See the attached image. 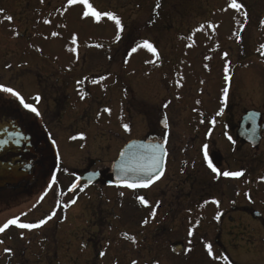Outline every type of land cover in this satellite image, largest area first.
Masks as SVG:
<instances>
[{
    "label": "rangeland",
    "instance_id": "374dc122",
    "mask_svg": "<svg viewBox=\"0 0 264 264\" xmlns=\"http://www.w3.org/2000/svg\"><path fill=\"white\" fill-rule=\"evenodd\" d=\"M31 1L36 3L35 0ZM91 1L94 7L89 0L88 4L101 14L98 19L80 0L72 4L69 0H59L50 9L30 6L33 9V24L22 21L0 23V86L12 88L23 99L30 96L27 102L37 108L40 103L36 99L40 97L39 87L47 89L52 84L53 89L44 96L51 105L59 103L58 110L63 111L64 120L71 115L77 117L73 114L75 109L86 108L89 110L86 118L89 120L93 115L91 124L94 130L106 134L105 137L112 142L119 140L121 143L139 139L143 135V127L139 125L135 111L142 109L148 113L150 105L162 98H169L170 105H174L178 111L174 115L178 116L174 118L175 123L185 114L183 120L186 124L194 122L201 126L203 119L210 123L212 117L219 113L225 127L232 118L236 119L248 109L264 115V23H261L264 21V0H236L241 5L239 9L231 6L233 0H160L159 16L155 20L151 15L152 0ZM167 3H170L169 9L165 8ZM176 3L184 18L181 14L180 19L177 18L173 10ZM9 11L5 9L0 17ZM85 11L90 14L84 16ZM106 13H113L120 20L122 30L117 28L115 20L108 19ZM170 21L177 29L172 30ZM145 41L152 45L155 54L141 46ZM7 68L14 72L19 68L21 84L24 85L25 81L28 85L24 94L12 78L10 83L16 86L10 85L7 80L10 76L4 78V75L10 74L6 72ZM63 83L69 87L70 96L66 93L68 100L61 99L56 91ZM225 88L228 89L227 96L224 94ZM0 96L6 98L12 95L0 92ZM124 104L127 113L123 112ZM77 118L82 119L81 114ZM66 125V121L58 123L55 136L59 139L60 157L68 175L75 168L83 170L90 158H104L101 153L97 156L96 150L88 148L92 127L82 133ZM124 125L128 126V130ZM153 126L151 122L150 128ZM203 132L199 134L197 142L203 141ZM225 134V130L219 126L210 130V138L217 140L212 146L224 147ZM176 135L174 139L177 141ZM72 155L78 156L72 158ZM254 158L258 169L254 176V208L264 209V137L254 150ZM62 179L64 187L71 176H63ZM113 191V187H106V193ZM43 193L35 190L33 194L36 197L29 198L30 204H38V198ZM58 194L51 190L43 195L39 210H44V213L39 217L36 212L34 217L24 214L18 220L19 223L35 224L55 213L52 219L39 228L21 229L16 226L19 231L10 229L0 233V242L18 236L24 243L26 257H29L25 264L37 263L32 254L34 251L37 253L39 247L47 249L53 245L59 248V260L63 264H82L78 255H74L83 252L84 242L94 252L92 264L139 263L136 251L140 245H95V242H104L101 236L94 234L97 230H92L93 224L100 225L101 214L94 213L92 217H87L81 213L82 206L81 211L77 210L78 215L73 223L71 218L76 209L69 206L64 211V203H61L62 206L58 202L53 205ZM126 194L129 201L135 192ZM66 203L69 204V200ZM211 204L210 201L206 202L205 208L215 211V206L211 207ZM117 208L129 213L135 210L127 203L125 207ZM7 217L8 213H5L0 218V225ZM12 217L18 216L13 214ZM115 222L105 219L102 232L106 242L110 241L106 239L111 238V227L119 226ZM126 232L123 231L121 235ZM4 246L21 249L19 245H0V263H4L8 256L2 250ZM227 247L234 259L242 260L240 264H243V260L253 259L252 245L247 246V255L241 245ZM64 250L68 261L64 258ZM208 257V254L203 255V264H213ZM179 260L170 256L166 264H175Z\"/></svg>",
    "mask_w": 264,
    "mask_h": 264
},
{
    "label": "flooded vegetation",
    "instance_id": "af4514ba",
    "mask_svg": "<svg viewBox=\"0 0 264 264\" xmlns=\"http://www.w3.org/2000/svg\"><path fill=\"white\" fill-rule=\"evenodd\" d=\"M35 1L36 3L31 0H0V14L5 9L10 10L4 17H0V23L22 21L33 24L34 20L31 22L32 18L34 19L32 6L50 9L59 0ZM157 2L161 6L160 0L151 2L153 20L157 15L159 16L160 7H156ZM89 3L94 7L91 0ZM171 4L174 5L173 2ZM168 5L170 3L166 4V9L170 8ZM178 5L176 3L173 8L178 15L177 18L181 14L178 10L181 8H177ZM170 25L174 26V23L170 21ZM174 29L177 28L173 27L172 30ZM7 42H9L8 38ZM6 72L11 75L6 74L4 78L10 76L7 78L9 83L12 78L16 81L15 84L22 88L24 94V89L26 92L28 85L25 81L24 85L21 84L18 76L21 74L19 68L17 72L7 68ZM10 85L13 84L10 83ZM68 88L63 83L62 87L56 90L61 99L68 100L66 94ZM52 89V84L47 89L39 87L40 103L36 108L39 115L25 109L13 96L0 98V170H5L11 175L8 179L0 180V218L4 217L5 213L9 216L6 219L3 218L0 226L16 218L12 217L13 214H16L19 219L24 214L34 217L33 214L38 212L39 217L44 213V210H39L43 195L53 190L59 193L55 196L53 205L57 202L58 205L64 203L63 205L66 206L64 211L69 206L76 209L75 215L71 218L73 223L78 211L82 208L81 213L87 217H92L94 213L102 215V217L99 216L100 225L93 224L92 230H97L94 234L101 236L104 242H95V245H140L139 249L136 246L138 264H160L164 261L166 264L170 261V256L180 259L175 264H203V255L206 256V254L209 255L208 260L213 264H240L242 260L239 262L231 256L228 245H241L246 255L248 254L247 246L252 245L253 259L243 260V264H264V209L254 208V176L258 169L254 161L255 149L243 142L242 135L241 137L237 134L242 114L236 119L232 118L225 127L221 115L213 116L210 123L203 119L201 126H198L194 122L186 124L183 120L185 114H182V118L175 123L174 118L178 116L174 115L178 114V111L175 110L174 105H170L169 98L156 100L150 105L148 113H146L147 110L142 111V109L135 111L139 125L143 127V135L139 139L163 144L166 159L160 179L147 188L129 190L111 181V168L123 143L119 140L112 142L110 138L105 137L106 134L95 131L91 124L93 115L88 120L86 117L89 110L87 111L86 108L75 109L73 112L77 117L81 114L82 119L75 117L77 118L75 120L71 115L64 120L63 111L58 110L59 103L51 105L49 99H45V93ZM68 94L70 96V93ZM29 98L30 96H25L23 99L25 103H28ZM123 107V112L127 113V106L124 104ZM64 121L69 129L72 128L77 132L85 133L92 127L93 133L88 148L96 150L97 156L101 153V157L104 158L102 160L90 158V162L83 170L75 168L68 175L64 161L60 157L59 139L55 136L56 125ZM151 122L154 125L152 129ZM217 126L226 132L224 147L212 146L217 140L210 138L209 132ZM245 128L251 132L252 124L247 123ZM201 132H203L201 135L203 141L197 142ZM174 134H177V141L174 139ZM261 141L263 142V138ZM233 143V146H229ZM205 151L208 154L207 160ZM241 153L242 156H240ZM74 156L78 155H72V158ZM209 162L217 169V172L212 171V168L208 166ZM237 171L242 172L243 175L225 177L222 174ZM88 173H95L96 179L82 178L70 192V185ZM63 176H71L64 187H62ZM106 187H113L114 191L106 193ZM35 190L44 193L38 198L40 202L33 205L30 204L29 198L36 197L33 194ZM126 192L129 195L135 192L133 199L127 201ZM139 197H143L145 203H141ZM68 200L69 204L66 203ZM208 201L212 202L211 207L215 206V211L213 208L211 210L205 208L204 204ZM126 203L127 206L135 207L133 213L116 209V206L125 207ZM105 219H113L119 225L111 227V238L106 239L110 240L108 242L105 241L104 232H102ZM10 229L20 230L15 225H10L5 231ZM123 231H129V233L121 235ZM190 232L191 235H189ZM0 245L21 247L15 250L13 246L2 247L4 252H6L5 249L10 251L7 252L5 262L0 264H25L29 261L24 243L18 236L9 237L6 242H0ZM83 245H85L83 252L75 254L74 257L78 255L82 264H92L94 252L89 244L84 242ZM206 245L211 246V255ZM176 247L180 248L178 252L175 250ZM64 252L66 254L65 250ZM34 253L35 251L32 256L34 255L35 260L37 259L36 264L64 263L59 260L60 253L57 245L47 249L39 247L38 252ZM105 253L107 254L108 251ZM64 258L68 261L67 254Z\"/></svg>",
    "mask_w": 264,
    "mask_h": 264
},
{
    "label": "water",
    "instance_id": "95a60500",
    "mask_svg": "<svg viewBox=\"0 0 264 264\" xmlns=\"http://www.w3.org/2000/svg\"><path fill=\"white\" fill-rule=\"evenodd\" d=\"M247 123L252 124L251 132L245 128ZM264 130V121L260 112L255 110L246 111L239 123L237 134L243 136V142L250 144L253 148L258 147L262 132ZM241 136V137H242ZM154 157H160L159 164L155 166L154 171H148L153 167ZM166 158V151L163 144L147 142L143 140H130L125 143L118 153L116 160L113 163L111 171V181L116 185L126 187L127 183H139L140 181L149 179L157 172L164 170V163ZM11 176L9 172L0 170V180L8 179ZM82 178H89L90 180L96 179L95 173L85 174L83 177L78 178L69 188L72 192ZM156 180H154L155 182ZM153 182V183H154ZM152 184V183H151ZM150 184V185H151ZM142 188V187H136ZM129 188V189H136ZM176 252L180 248L176 247Z\"/></svg>",
    "mask_w": 264,
    "mask_h": 264
},
{
    "label": "snow or ice",
    "instance_id": "6c2138e0",
    "mask_svg": "<svg viewBox=\"0 0 264 264\" xmlns=\"http://www.w3.org/2000/svg\"><path fill=\"white\" fill-rule=\"evenodd\" d=\"M41 2H43V0H41ZM75 2H76V0H69L70 4L75 3ZM80 2L83 3L86 8L91 10V15L95 16L97 19L99 18V16L101 14L99 12H96L94 9H92V6L90 4H88V0H80ZM231 6L233 8H236V9H239L241 7V5L239 3H236V0H233V3H232ZM156 7L157 8L160 7L159 2H157ZM89 14H90L89 11H85L84 12V16H88ZM106 15H107L109 20H115L117 28L122 30L120 20L117 17H115L113 13H106ZM9 19H11V18L9 17ZM45 23H48V21H45ZM261 23H264V21H262ZM141 46L147 47L150 51L153 52V54H155V49L152 48V45L149 44L147 41H145L143 43V45H141ZM132 51L135 52L136 49L133 48ZM225 71L227 72V67H226ZM225 79L226 80L228 79L227 75L225 76ZM0 92H5V93L11 94L13 97H15L16 99H18L20 101V103L23 105V107L25 109H27V110H29L31 112L37 113V115H39V113L37 112V109L35 107H33L31 104L25 103V101L23 100V98H21L19 93L14 91L12 88L5 87V86H0ZM227 92H228V89L225 88L224 89L225 96H227ZM36 99L39 100V97H37ZM106 111H107V109H106ZM217 115H219V113H217ZM124 127H125V130H128V126L127 125H124ZM205 148H207V146H205ZM207 158H208V154H207V151H205V159L207 160ZM153 159H154L153 167L150 168L148 171H154L155 170V166L159 164L160 157H154ZM208 166L210 168H212L213 172H217V169L212 167L211 162H209ZM162 174L163 173H162V170H161L160 172H157L154 176H150L149 179L140 181L138 184L137 183H127L126 187H128V188H136V187L146 188L151 183H153L154 180L160 179V176ZM222 174L225 177H240L241 175H243V173L239 172V171H237V172H223ZM218 175H219V173H218ZM139 199H140L141 203H145V200H144L143 197H139ZM52 215H55V213H52ZM52 215H49L46 219L40 220L39 223H35V224L19 223L18 222V218L10 219L3 226H0V233H3L10 225H15V226H17V227H19L21 229L39 228L40 226L45 224L47 222V220L52 219ZM153 215H155V212H153ZM189 235H191V232L189 233ZM206 247L209 249V254L211 255V246L210 245H206ZM5 251L8 252L10 250L5 249ZM101 255H103V253H101ZM133 264H135V262H133Z\"/></svg>",
    "mask_w": 264,
    "mask_h": 264
}]
</instances>
